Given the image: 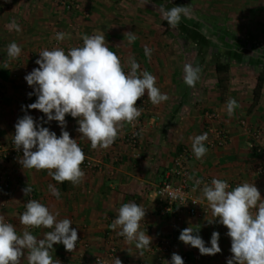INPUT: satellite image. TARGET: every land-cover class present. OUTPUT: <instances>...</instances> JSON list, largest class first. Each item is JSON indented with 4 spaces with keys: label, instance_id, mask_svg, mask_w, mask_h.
Returning <instances> with one entry per match:
<instances>
[{
    "label": "crops",
    "instance_id": "1",
    "mask_svg": "<svg viewBox=\"0 0 264 264\" xmlns=\"http://www.w3.org/2000/svg\"><path fill=\"white\" fill-rule=\"evenodd\" d=\"M79 1L90 10V17L64 12L57 0H0V144L9 145L14 140L15 124L25 114L60 136L56 121L45 122L44 113L27 108L37 97L29 96L34 88L25 76L39 67L35 61L41 47L61 26L70 27L66 39L71 43L83 41V35L103 34L126 72L130 70L128 59L135 58L140 65L138 72L153 74L156 86L169 99L153 105L145 92L142 98L147 106L142 109L137 102L141 115L134 126L124 125L108 149H92L90 141L77 131V119L66 115L65 130L84 148L85 157L97 161L99 167L81 165L85 173L82 182L73 185L66 181L63 185L47 170L23 169L19 163L22 150L16 160L2 161L9 171L10 188L0 184V214L18 234L25 230L19 217L29 200L37 199L50 212L58 213V220L70 219L71 227L89 243V248L76 244L75 251L68 252L62 243L54 244L50 254L60 264H100L96 256L105 254L112 243L117 244L116 257L122 264H155L156 248L163 240L172 244V254H188L189 264H227L232 256L227 228L218 222L209 224L211 214L199 218L165 212L154 190L168 179L174 158L183 149H192L190 138L207 133L215 139L214 129L221 126L228 135L227 142H205L206 155L188 163L192 176L237 185L254 183L264 199V172L255 171L264 162V155L261 157L253 147L251 134L256 130L264 133V84L258 97L255 95L259 74L264 70V0H151L145 5L142 0ZM161 5L165 9L186 6L191 12L172 27L162 17ZM13 20L21 31L10 27ZM129 32L136 37L131 42ZM12 42L21 48L15 59L8 56ZM145 47L152 50L150 58L144 54ZM215 61L229 63V71L218 73ZM185 64L201 69L194 87L184 82ZM232 99L237 106L229 115L227 102ZM208 112H216L219 119L208 118ZM49 185L59 190L58 198L51 194ZM26 186L32 189L28 195L22 191ZM203 186L196 188L199 196ZM128 202L146 209L141 230L152 237L147 249H137L135 241L126 243L117 234L119 229L110 227L118 209ZM187 227L196 231L194 234L205 241L206 247H211L212 233L219 232L221 252L201 255L197 248L184 244L179 236ZM27 230L37 239L51 231L43 227ZM114 259L108 264H114ZM21 264H27L23 257Z\"/></svg>",
    "mask_w": 264,
    "mask_h": 264
},
{
    "label": "clouds",
    "instance_id": "2",
    "mask_svg": "<svg viewBox=\"0 0 264 264\" xmlns=\"http://www.w3.org/2000/svg\"><path fill=\"white\" fill-rule=\"evenodd\" d=\"M145 4L151 0H142ZM162 17L168 24L176 27L182 16L190 14L186 6H175L171 9L160 7ZM11 28L21 31L15 20ZM68 34L58 32L56 39L63 41ZM129 41L136 39L131 32ZM83 45L71 47L67 54L62 48L44 49L35 61L39 67L25 76L29 86L34 88L37 99L27 105L28 109L39 110L47 117V121H56L61 128V134L49 128L40 126L31 115L25 114L15 124L14 147L23 149L19 163L23 169L47 170L49 175L63 184L65 181L78 185L85 173L81 169L85 161V153L65 130L66 115L77 119V131L81 138L90 141L91 148L108 149L118 138L125 124H132L141 115L142 109L137 102L147 97L153 105L167 101V94H162L156 86V77L148 71H140V65L135 58L128 59L129 71H125L119 56L109 49L105 36L101 33L82 36ZM151 49L145 47V56H151ZM21 48L12 42L8 46V56L18 58ZM201 69L191 64L184 65V82L194 87L199 80ZM237 106L232 99L227 102V111L231 115ZM192 151L197 159L206 155L208 149L205 141L207 133L190 138ZM35 149V150H33ZM202 181L197 180L200 185ZM229 184L221 179L213 178L211 184H204L202 199H206L211 210L212 219L209 224L218 222L227 228V236L231 239L232 256L227 264H264V199L254 183L244 182L234 189L228 190ZM53 196H60L59 190L49 185ZM28 195L32 189L26 186L22 189ZM182 198V197H181ZM195 203V202H193ZM26 210L20 215V223L25 226L22 234L16 228L5 222L0 214V264H21L22 257L27 264H60L53 260L50 250L54 244H63L68 252L75 251L78 241L77 230L72 228L68 218L57 219L49 208L37 200H29ZM146 209L135 202L122 204L118 215L110 227L119 229L118 235L125 237L126 243L135 241V247L143 250L150 247L152 237L141 230ZM52 229L37 239L28 228ZM192 227L183 229L179 240L199 250L201 255H216L221 252L219 232L211 235V247L205 246V241L194 234ZM27 255L25 257V251ZM142 255V252H141ZM114 264H122L115 257ZM171 264H184L183 258L173 253Z\"/></svg>",
    "mask_w": 264,
    "mask_h": 264
},
{
    "label": "built area",
    "instance_id": "3",
    "mask_svg": "<svg viewBox=\"0 0 264 264\" xmlns=\"http://www.w3.org/2000/svg\"><path fill=\"white\" fill-rule=\"evenodd\" d=\"M59 4L63 7V9L72 14H79L84 18L90 17V10L85 7L82 2L79 0H58ZM58 32H64L63 29H59ZM56 33V34H57ZM56 37V35H55ZM51 41L49 45H47L44 49L52 50L53 48H62L65 53L71 47L82 46L83 41L71 43L68 42L65 38L63 41H58L56 38ZM43 49V50H44ZM42 51V50H41ZM40 51V52H41ZM139 104L142 109L147 106V102L144 98L139 100ZM207 117L210 119L218 120L219 115L216 112H208ZM214 133L216 134L215 139H211L210 135H208L207 141L208 144H218L222 145L227 142L228 135L225 133L224 129L220 126L219 128L214 129ZM252 138L254 139L253 147L256 148L257 153L264 155V133L262 131L256 130L252 131ZM137 143L136 134L133 135V144ZM82 150L84 149L81 147ZM20 150H16L14 147V140L9 144H0V184L5 188H10V175L6 166L2 161H14L16 160L21 152ZM35 150V149H33ZM195 157L192 149L185 148L182 152H180L174 158V164L169 171L168 179L164 180L161 184H159L155 190L154 194L156 198L161 203L163 210L165 212H172L175 216L182 217L183 215H187L190 217H206L211 214V210L208 207L206 199H202L196 193V188L201 186L202 184H211L210 178H202V177H194L192 176L191 169L188 165L189 161ZM2 162V163H1ZM82 165L86 168H96L99 167L97 161L86 157L85 161ZM255 171L259 174L264 172V162L261 161L255 168ZM200 180L202 183L200 185L196 184V181ZM229 188H234L237 184L233 182H229ZM182 197V198H181ZM37 200V199H33ZM39 202V200H37ZM195 202V203H193ZM26 210L25 206L23 212ZM52 230V229H50ZM120 238H125L120 236ZM77 245H81L84 248H89V243L82 237H78ZM158 252V256L155 264H171V258L167 259L172 255L173 246L168 240H163L156 248ZM118 247L117 244L112 243L107 252L105 254H100L96 256V261L100 264H108L111 259H114L117 255ZM181 257L184 260V264H189V256L188 254H182Z\"/></svg>",
    "mask_w": 264,
    "mask_h": 264
},
{
    "label": "trees",
    "instance_id": "4",
    "mask_svg": "<svg viewBox=\"0 0 264 264\" xmlns=\"http://www.w3.org/2000/svg\"><path fill=\"white\" fill-rule=\"evenodd\" d=\"M187 38V41L189 42L190 41V38L188 36H185ZM215 64H216V70L218 73H225V72H228L229 71V63H223V62H220V61H215ZM263 84H264V70L261 71V73L259 74V77H258V83H257V86L255 88V95L256 97H258L262 87H263ZM66 181L63 183V185H65Z\"/></svg>",
    "mask_w": 264,
    "mask_h": 264
},
{
    "label": "rangeland",
    "instance_id": "5",
    "mask_svg": "<svg viewBox=\"0 0 264 264\" xmlns=\"http://www.w3.org/2000/svg\"><path fill=\"white\" fill-rule=\"evenodd\" d=\"M57 2H58V0H57ZM58 4H59V2H58ZM64 12H66V11H64ZM58 26H61V25H58ZM69 26H70V25H69ZM59 28L63 29V30L66 31V33H67V32H69V28H70V27H68V29H66V28H62V26H61V27H59ZM55 35H56V34H55ZM54 37H55V36H54ZM54 37H53V39H54ZM66 37H67V36H66ZM53 39H52V40H53ZM52 40H51V41H52ZM51 41H48L46 44H44V45L41 47V50H43L47 45H49V44L51 43ZM41 50H40V51H41Z\"/></svg>",
    "mask_w": 264,
    "mask_h": 264
}]
</instances>
